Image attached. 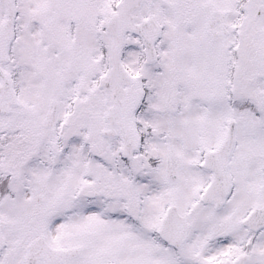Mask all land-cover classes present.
Segmentation results:
<instances>
[{"label":"snow or ice","instance_id":"6c2138e0","mask_svg":"<svg viewBox=\"0 0 264 264\" xmlns=\"http://www.w3.org/2000/svg\"><path fill=\"white\" fill-rule=\"evenodd\" d=\"M0 264H264V0H0Z\"/></svg>","mask_w":264,"mask_h":264}]
</instances>
